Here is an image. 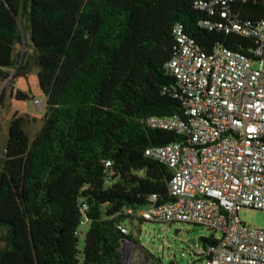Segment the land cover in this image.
<instances>
[{
    "label": "trees",
    "instance_id": "1",
    "mask_svg": "<svg viewBox=\"0 0 264 264\" xmlns=\"http://www.w3.org/2000/svg\"><path fill=\"white\" fill-rule=\"evenodd\" d=\"M224 8L196 0H0V81L33 66L46 98L39 132L31 138L26 119L14 116L0 158V264H123V243H137L119 230L133 219L123 210L145 207L152 195L171 200L168 166L145 151L183 140L147 125L149 116L184 112L167 67L175 26L205 53L216 43L246 54L256 47L230 26L264 19V0H232L227 17ZM21 28L32 52L16 53ZM82 200L89 227L79 248Z\"/></svg>",
    "mask_w": 264,
    "mask_h": 264
},
{
    "label": "built area",
    "instance_id": "2",
    "mask_svg": "<svg viewBox=\"0 0 264 264\" xmlns=\"http://www.w3.org/2000/svg\"><path fill=\"white\" fill-rule=\"evenodd\" d=\"M232 0H196L199 8L220 2L221 15ZM212 11V9H211ZM231 30L255 39L250 54L216 43L208 53L177 25V50L167 67L177 81L183 115L149 116L147 125L183 138L153 146L146 156L170 170L171 200L152 195L140 209L123 214L147 222L200 225L215 243L192 245L196 260L187 264H264V228L239 218L245 208L264 211V19L254 24L233 20ZM42 103L41 101H37ZM106 180L112 163L106 161ZM86 224L89 204L81 201ZM119 230L128 235L126 221Z\"/></svg>",
    "mask_w": 264,
    "mask_h": 264
},
{
    "label": "rangeland",
    "instance_id": "3",
    "mask_svg": "<svg viewBox=\"0 0 264 264\" xmlns=\"http://www.w3.org/2000/svg\"><path fill=\"white\" fill-rule=\"evenodd\" d=\"M24 40L23 44L17 45V54L32 52L28 32ZM8 73L7 80L0 81V89L4 87L6 92L4 102L0 104V158L4 154L10 122L14 116L26 119V131L34 138L44 123L46 113V98L39 87L36 68L32 66L21 71L10 69ZM17 92L27 94L28 100L20 99ZM38 100L42 103H38ZM238 215L248 226L264 228V211L245 208ZM126 225L137 243L128 240L123 243V264H187L188 260H196L192 245L202 244L201 238L220 236L204 226L183 222L161 224L133 218L126 220ZM88 227V224H84L79 228V248L83 247Z\"/></svg>",
    "mask_w": 264,
    "mask_h": 264
},
{
    "label": "water",
    "instance_id": "4",
    "mask_svg": "<svg viewBox=\"0 0 264 264\" xmlns=\"http://www.w3.org/2000/svg\"><path fill=\"white\" fill-rule=\"evenodd\" d=\"M21 32H22L23 42H24V35H23V30H22V28H21ZM3 90H4V87L0 90V97H1V95H2Z\"/></svg>",
    "mask_w": 264,
    "mask_h": 264
}]
</instances>
